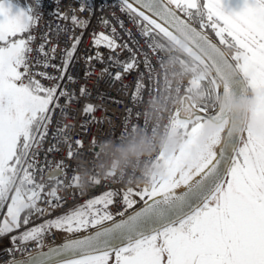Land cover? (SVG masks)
Wrapping results in <instances>:
<instances>
[{"label":"snow or ice","instance_id":"snow-or-ice-1","mask_svg":"<svg viewBox=\"0 0 264 264\" xmlns=\"http://www.w3.org/2000/svg\"><path fill=\"white\" fill-rule=\"evenodd\" d=\"M62 3L55 0L52 15L73 24L72 43L56 64L58 44L52 43L51 26L33 46L34 29L44 14L43 0H25L22 6L0 0V237H9L11 245L5 264H264V133L253 131L216 104L221 96L229 100L253 95V116L264 122V0H238L235 7L233 0H122L121 10L154 53L178 36L188 39L187 51L211 72L210 79L188 85L203 89V102L191 106L186 115L176 113L174 124L185 129L187 142L164 161L163 178L137 189L127 187L122 211H111L119 193L109 190L35 224L32 218L46 210L41 201L52 209L63 207L57 194L66 174L63 161L50 166L47 153L54 147L48 148L43 165L39 156L53 112L59 109L62 118H72L69 106L77 99L64 86L65 80L74 82L68 69L81 42L74 30L87 27L75 13L103 12L105 7L104 0L99 4L76 0L75 6L69 4L63 11ZM101 23L107 26V18L102 16ZM55 31L68 29L58 25ZM93 45L97 52L86 60L101 64L100 48L112 53L128 48L118 42L115 28L111 34H94ZM108 60L123 72L137 65L134 55L125 62L111 55ZM49 68L59 75L49 73ZM152 72L149 68L150 77ZM120 78L121 72H116L114 79ZM137 88L141 102L139 84ZM85 92L81 87L80 95ZM92 111L94 106L86 105L85 112ZM217 120L228 124L199 145L205 123ZM76 144L82 147L81 141ZM74 154L70 149L69 158ZM11 176L22 178L32 190L27 195L8 191L6 177ZM73 184L78 185L75 174L64 186ZM133 196L142 201L139 207ZM59 231L68 237L46 246L45 238ZM30 244L35 250L29 251Z\"/></svg>","mask_w":264,"mask_h":264},{"label":"built area","instance_id":"built-area-1","mask_svg":"<svg viewBox=\"0 0 264 264\" xmlns=\"http://www.w3.org/2000/svg\"><path fill=\"white\" fill-rule=\"evenodd\" d=\"M46 1L55 5V0ZM95 2L99 4L100 0ZM63 3L67 7L69 4L75 6L76 0H63ZM104 4L103 12L97 9L91 14L88 11H77L76 14L86 20L87 25L101 23L102 16L107 20L121 17L124 20L122 39L128 48L118 49L111 56L125 62L134 55L137 65L129 72H123L122 68L115 66L108 58L103 64L87 62L80 65L76 59L73 60L72 63L75 64L69 67L68 74L74 77V82L64 81L66 89L74 91L77 97L68 110V115L72 118H62L59 109L53 112L39 156V162L43 165L48 148L54 147L56 150L47 153L50 166L54 168L58 162L63 161L66 174L61 178L64 184L59 186L57 193L63 198V207L52 209L41 201L40 206L46 210L43 216L32 218L35 224L82 205L109 190L119 193L115 197V203L110 206L111 211H122L125 207L122 199L124 191L127 187L137 189V186L145 184L164 149L175 114L189 91L190 75L164 49L160 53H154L149 48L140 31L133 27L135 22L127 12L121 10L122 2L104 0ZM43 13L44 17V10ZM43 17L34 29V47L41 42L43 34L50 27L43 23ZM54 63L59 64L60 61ZM105 67L109 69L108 73L101 72ZM149 68L153 69L151 77ZM47 71L59 75L53 68ZM116 72H121L119 80L114 79ZM42 83L49 85L53 81L42 80ZM138 84L142 94L141 102H138ZM81 87L86 89L82 96ZM60 102L63 104V99ZM88 104L94 106V111L85 112ZM63 125L69 127L61 133L58 129ZM77 140L82 142V147L76 144ZM70 149L75 153L71 158ZM74 174L78 185L65 187L64 185L72 183ZM97 179L100 183H92ZM49 184L53 185L55 181H50ZM20 186L24 195L32 190V186L24 180L20 181ZM132 198L135 199L136 196ZM65 235L63 231L55 232L45 238L44 244L47 246L59 241ZM9 247V237H0V264L9 260ZM33 250L35 245L30 244L29 251Z\"/></svg>","mask_w":264,"mask_h":264},{"label":"bare ground","instance_id":"bare-ground-1","mask_svg":"<svg viewBox=\"0 0 264 264\" xmlns=\"http://www.w3.org/2000/svg\"><path fill=\"white\" fill-rule=\"evenodd\" d=\"M120 1L122 2V0H120ZM43 10L46 13V15L43 17V23L51 26V28L53 29V33H52V39H54V42L53 43L58 44V48H57V52H56V57L57 58H56V60L54 62H56L57 60H59L61 62L60 58H61L62 50L65 49L66 47L70 46L71 43H72V40L70 39V36H71V34L73 32V24L71 22H61V21H58L52 15V12L55 10V5L53 3H51V2H48L46 0H43ZM61 10H63V11H67L68 10V7H67L66 3H62ZM68 14H69V16L72 15L71 12H69ZM76 16L79 17L77 14H76ZM121 24L124 26V20L121 17H116L115 19L108 20V25L107 26H105L102 23H95L94 25H87V27H85L83 29H81V28H75L74 34L76 36L81 37V42H80V44L78 46L76 56L73 58V60L76 59V61H78L80 63V65L81 64H86L88 62L86 60V57H88V56H94L96 54V52H97V48L94 47V45H93V37H94V34H97V33H100V32H105V33L111 34V29L112 28H115L116 29V36H117L118 42L121 43V44H126V42H124V40L122 39V31H121V29H122L123 26H121ZM58 25L61 28H67L68 29V32H60L59 34H57L56 31H55V29L57 28ZM133 27L135 29H137V30L140 31V29L136 26V24H134ZM88 36H89V39L87 40V37ZM170 43L173 44L177 49H179L174 43H172V42H170ZM99 51L101 53H103L104 60L106 58H108V56H110L111 54H114V53L110 52L107 48H100ZM182 52H184L185 54H187L184 50ZM91 62H93L95 64L97 61L93 60ZM196 63L198 65H200L203 70H205L204 73H202V72L200 73V74H203V78L202 79H205L206 76H208L209 79H210V76H211L210 70H208L206 67H204L203 65H201L199 62L196 61ZM74 64L75 63H72L70 66H73ZM179 64H180L181 67L184 68V71H186L190 75L191 81L192 80H195L194 73L191 72V71H189L180 62H179ZM188 90L191 91V92H189V91L186 92L185 97L183 98V100L181 102V106L177 110V112H180V113L185 114V115H186L187 111L188 112L191 111V107L188 104H186V97L187 96H189L193 100L194 103H196V104L199 105V103L196 101V93L194 92L195 91L194 90V87H192L191 89H188ZM216 104H217V102H216ZM247 109H248V107H247ZM246 122H247V120H246ZM171 126H172L171 127V130H170V132H169V134L167 136V140H166L165 145L163 147L164 149H163L162 153L160 154V156L158 157V161H157V163L155 165V168L149 174V177L146 180L145 184L149 182V180L151 179V176L156 172V169L158 167L160 158H161V156L163 155V153L166 150V145H167V143L169 141V138H170L169 136L171 135L172 130L174 128V122H173V124ZM180 141L181 140H179L178 143ZM22 180H23L22 178L19 179V180L16 178V181H15V183L12 186V188H11L10 191H12L13 189H15L16 191H20L21 195H24L23 190H22V187L20 186V181H22ZM145 184H143V185H145ZM135 200L138 201L139 200V197L136 196ZM66 236H68V235L66 234L65 236H63L61 238V240L56 241V242H53V243L62 242V240H64L65 238H67ZM54 237L56 238L57 235L54 236ZM3 264H5V263H3Z\"/></svg>","mask_w":264,"mask_h":264},{"label":"water","instance_id":"water-1","mask_svg":"<svg viewBox=\"0 0 264 264\" xmlns=\"http://www.w3.org/2000/svg\"><path fill=\"white\" fill-rule=\"evenodd\" d=\"M213 39L215 40V38ZM170 42L174 43L180 50L182 51L184 50L187 53V55L191 57V59L196 60L195 56L187 51L189 47V41L186 37L181 35V36H178L177 38H174ZM200 64L203 65L202 63ZM216 102H217V106L220 108L222 112H225L227 114H234L237 117L239 122L243 124H247L246 120H247V115H248V112H247L248 98H235V99L225 100V98L221 96L217 98ZM186 104H188L190 107L199 106L198 104L194 103L193 100L189 96L186 97ZM227 124H228L227 120H217V121L206 122L204 128L201 131L200 137H199V145L202 146L204 144H207L212 138V136L219 134L222 131V129L227 126ZM169 137L170 138L166 145V150L162 155L163 160L160 158L156 172L151 176V179L146 184H151L154 181L159 180L166 175L167 169L165 167L164 161L169 160L172 157H174L177 154V152L184 146V144L187 142V139H188L185 133V129L182 127H177L175 126V124L172 130V133ZM179 140L181 141L178 143ZM195 155H196V150L194 149L193 157H195ZM141 204H142V201H140L139 199L135 207H139ZM129 211H131V209H129Z\"/></svg>","mask_w":264,"mask_h":264},{"label":"flooded vegetation","instance_id":"flooded-vegetation-1","mask_svg":"<svg viewBox=\"0 0 264 264\" xmlns=\"http://www.w3.org/2000/svg\"><path fill=\"white\" fill-rule=\"evenodd\" d=\"M16 1V0H14ZM238 0H233V6L235 7L236 4H237ZM15 12V11H13ZM198 26V25H197ZM208 34L212 37V38H215L214 36V33L211 32V30L209 29L208 30ZM216 39V38H215ZM196 100L197 101H200L199 100V97L196 95ZM255 99H254V96L253 95H250L248 97V109H247V112H248V115H247V125L249 127H251L253 129V131L257 132V133H264V122H260V121H257L254 116H253V112L255 111ZM189 112L187 111L186 114H188ZM16 180L12 179V176L11 177H7V188L9 189V185L10 184H14ZM12 188V187H11ZM10 188V190H11ZM20 195V191H17Z\"/></svg>","mask_w":264,"mask_h":264},{"label":"rangeland","instance_id":"rangeland-1","mask_svg":"<svg viewBox=\"0 0 264 264\" xmlns=\"http://www.w3.org/2000/svg\"><path fill=\"white\" fill-rule=\"evenodd\" d=\"M18 1H20V2H18ZM16 0V1H14V0H11V3L14 5V6H16V5H23L24 3H25V0ZM23 3V4H22ZM16 10V8L14 7L13 8V11H15ZM172 45L173 44H171L170 42H169V44H168V46L167 47H172ZM174 46V45H173ZM167 51H169V50H167ZM171 53L173 52V50L172 51H170ZM177 54V53H176ZM183 60V59H182ZM190 67H192V71H194V77H195V80H204V79H202L203 78V74H200L201 72L202 73H204L205 72V70H203L202 69V67L200 66V65H198L196 62L194 63V65H192V66H190ZM200 74V75H199ZM211 77V76H210ZM206 78L207 79H209V77L208 76H206ZM205 78V79H206ZM194 92L196 93V95L199 97V100H200V102H203V99H204V93H203V89H197V88H195L194 87ZM197 101V100H196ZM200 104V103H199ZM168 150V149H167ZM6 179H7V177H6ZM12 179H14V176H12ZM16 180V179H15ZM14 184H11V186L9 185L8 187H9V189H8V191H10V188L13 186ZM67 235H69L68 233H66ZM66 237H68V236H66Z\"/></svg>","mask_w":264,"mask_h":264},{"label":"trees","instance_id":"trees-1","mask_svg":"<svg viewBox=\"0 0 264 264\" xmlns=\"http://www.w3.org/2000/svg\"><path fill=\"white\" fill-rule=\"evenodd\" d=\"M18 1V0H17ZM18 2H20V1H18ZM21 3V2H20ZM23 4V3H22ZM169 44V43H168ZM164 50L165 51H167V50H169V51H167V52H169L170 53V51H172V50H175L176 52H175V57H176V59L177 60H179V62L182 64V65H184L189 71H191V72H193L194 73V71H192V67H190V66H192V65H194V63H193V60H191V59H189L188 57H187V55L184 53V52H182L181 50H179V49H177L175 46H173L172 45V47H166V48H164ZM177 53V54H176ZM183 59V60H182ZM198 103H201L200 101H197ZM16 179V177L14 176V180ZM10 186H11V184H10Z\"/></svg>","mask_w":264,"mask_h":264}]
</instances>
